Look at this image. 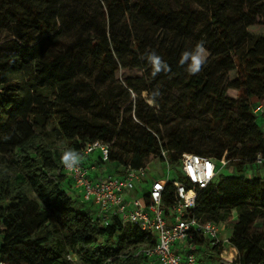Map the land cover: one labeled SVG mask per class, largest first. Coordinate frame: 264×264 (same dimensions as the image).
<instances>
[{"label":"trees","instance_id":"trees-1","mask_svg":"<svg viewBox=\"0 0 264 264\" xmlns=\"http://www.w3.org/2000/svg\"><path fill=\"white\" fill-rule=\"evenodd\" d=\"M63 1L0 0V264H73L69 254L84 264H159L136 257L156 244L153 235L132 225L125 230L118 218L103 226L92 208L71 196L60 146L79 157L96 142L110 145L108 161H97L124 171L164 163V150L174 178L185 153L226 158L237 176L218 184L219 174L200 191L193 213L205 223L227 224L238 257L226 262L223 245L200 236L188 242L198 254L208 245L217 264H264V178L243 175L258 166L259 155L264 159V131L254 113L264 102V0H186L197 10L175 8L177 0H138L134 7L131 0H91L96 8L82 4L68 28L79 24L89 34L81 32L71 44L58 39ZM201 18L209 22L211 44L203 47L211 56L193 74L191 60L180 64L184 52L176 41ZM152 53L167 65L155 75ZM134 69L142 72L137 83L129 74ZM227 72L233 80L224 84ZM120 76L128 86L122 100L107 88L81 95L74 86L79 77L106 85ZM175 85L186 100L169 105L163 88ZM131 91L137 100L128 105ZM197 97L208 100L205 113L213 124L202 136L176 123V116L195 113ZM174 202L169 183L166 213ZM110 240L115 244L106 246Z\"/></svg>","mask_w":264,"mask_h":264},{"label":"built area","instance_id":"built-area-1","mask_svg":"<svg viewBox=\"0 0 264 264\" xmlns=\"http://www.w3.org/2000/svg\"><path fill=\"white\" fill-rule=\"evenodd\" d=\"M256 115H264V102L255 108ZM110 145L96 142L88 146L82 156H70L63 163L64 170L71 178L73 187L82 200V204L91 205L96 210V218L103 226H108L113 218H118L126 230L129 225L154 236L156 244L143 249L136 257L144 255L155 259L159 264H207L199 261L198 247L189 244V239L200 236L212 246L223 245V254L230 245L229 239L221 238L220 224L205 223L197 218L193 211L197 206L201 190L207 189L218 178L221 169L228 161L202 157L185 153L176 177L172 170L167 152L162 150L164 163L168 168L165 178H148L151 162L140 169H126L123 174H108L93 179L88 159L95 156L96 161H108ZM256 164L262 166L264 159L258 156ZM151 180L150 188L148 181ZM172 183L175 187V202L169 213L165 212L163 197L166 186ZM143 195L140 198V195ZM147 195V197H146ZM237 253V249H233ZM238 255V254H237ZM233 260H227L233 263ZM68 260L79 264V258L68 255Z\"/></svg>","mask_w":264,"mask_h":264},{"label":"rangeland","instance_id":"rangeland-1","mask_svg":"<svg viewBox=\"0 0 264 264\" xmlns=\"http://www.w3.org/2000/svg\"><path fill=\"white\" fill-rule=\"evenodd\" d=\"M137 1L138 0H131L132 7H134L136 5ZM82 4H84L85 7L87 9H90V10H93L94 8H96L95 4L91 0H88L86 2L82 1V0H64L63 1V3L61 4L60 13H59V22H60V30L61 31H60V34L58 35V39H64L68 44H71V43L75 42L76 37L81 32L85 33L81 29L78 30L79 24L77 25V27H74L72 30L68 29L69 27L74 25L75 17L83 12ZM179 4H184L186 7H191L194 10H197L198 8H200L197 5V3H192V2L190 3L186 0L175 1L174 7L177 8L179 6ZM62 20H70V23H68V25L67 24L65 25V23L62 22ZM209 28H210L209 22L206 19L201 18V19L197 20L195 24H192L191 27L185 32V34L183 36L179 37V39L176 41V44L178 45L179 49L182 52L195 53L196 45L199 42L202 41L203 45L204 44H208V45L211 44L209 39L206 38V33L208 32ZM88 34L89 33H85V35H88ZM210 56H211L210 52H208L206 50V56H205L204 62ZM129 74H131V77L134 79V83H137L139 80L136 78H139L140 76H142V72L139 71L138 69L132 70ZM222 80H223L224 84H226L227 82L232 81L233 77L231 74H229L227 72L226 75L222 77ZM74 86H75L76 90L79 91V93L81 95L85 94V93H83L84 90H87L88 92H92L95 90L107 88V92L110 94H113L114 96H117V98L119 100H122L126 97V94L124 93L123 90H128L127 83L123 81V78L121 76L118 80H115L114 82H111V84H106V85L101 84L96 79H84L82 77H79L75 80ZM163 90H164V92L168 98L167 101H168L169 105L172 103H175V102L184 103L186 100L185 92H184L183 88H181V87H177L175 85V86H170L168 88H163ZM229 94L231 96H236V97H238L240 95L239 91H234V90H230ZM143 98L145 99V101L150 106H154V103L151 100H149L148 95L146 93L143 94ZM136 100H137V95L131 91V99L129 100V103H127V104L129 105L131 102H135ZM196 103H197V107H196L195 113L191 114L190 118H187V119L180 117V116H176V118H177L176 123H177V125L180 126L181 130H184L188 126H193L194 128L197 129L198 135L202 136L204 133L207 134L208 132H210L211 128H213V124L210 121L211 120L210 117L205 113L206 108L208 106V100L206 98L197 97ZM156 110L159 111L158 108H156ZM257 122L260 125V127L262 128V130L264 131V115H262V113L257 115ZM219 129H220V127H217V130H219ZM60 150L63 152L64 155L66 153H69L66 146L61 145ZM101 169H102V175H101V177H102V176H106L108 174H116L115 171L119 170L120 166L118 164H115V163H106L105 165H103V168L101 167ZM174 170L176 171V168L172 169V174H171L172 178H174V176H175ZM148 171H149L148 178H153L154 176H156L157 178H165V176H167L168 168H167L166 164L161 162L160 160H154L151 162V165L149 166ZM91 175H92V177H95L96 172L95 171L91 172ZM243 175L247 179H251V178H255V177L264 178V165L261 167L256 166V165H251L250 167L246 168ZM233 176H237V170H236L235 166H226L225 168L221 169L220 176L217 180V183L219 184L221 182L222 178H229V177H233ZM71 196L75 200H77V204H79V203L82 204V200L80 199V197L78 195L74 194V196H73V194H72ZM142 196L143 195L141 194L139 197L142 198ZM88 207L91 208V205H88ZM92 214L94 217H96V215H97L96 210H93ZM220 228L222 230L221 231V238L222 239L231 238L233 231L227 224H220ZM115 242H116V240H110L108 243L106 242L105 245L111 246V245H114ZM202 247L208 248V245H204ZM232 247L234 248L233 245H232ZM233 248H231V251L234 253ZM200 250L203 251L204 249L203 250L200 249ZM207 250H210V253H208L205 256V259L207 261H210L211 264H217V256H216L215 252L211 251L210 248H208ZM227 251L228 250H226L225 252H227ZM223 256H224L223 258H225L227 260H233L234 259V258L233 259L227 258V256H225V254H223ZM225 259H223V260H225ZM226 262H228V261H226ZM79 264H84V263L82 261H80Z\"/></svg>","mask_w":264,"mask_h":264},{"label":"clouds","instance_id":"clouds-1","mask_svg":"<svg viewBox=\"0 0 264 264\" xmlns=\"http://www.w3.org/2000/svg\"><path fill=\"white\" fill-rule=\"evenodd\" d=\"M206 56V50L203 47V42H199L196 45L195 53L190 52H184L182 55V58L180 60V64L183 65L185 62L191 60V63L189 64L188 71L190 73H198L201 70V65L204 63ZM149 61L153 66V75L161 71L162 67L166 68L167 65L164 64L162 59L157 56L155 53H152L149 55ZM72 153H66L65 159L67 160L69 156H72Z\"/></svg>","mask_w":264,"mask_h":264},{"label":"crops","instance_id":"crops-1","mask_svg":"<svg viewBox=\"0 0 264 264\" xmlns=\"http://www.w3.org/2000/svg\"><path fill=\"white\" fill-rule=\"evenodd\" d=\"M88 163H89V165L90 166H93V170L96 172V176L95 177H93V179H95V178H98V177H100L101 175H102V169H101V167L103 168V165H105V164H100L98 161H96V158H95V156H91L88 160ZM124 170L122 169V168H120L119 170H116L115 172L116 173H118V174H123L124 172H123ZM104 173V172H103ZM149 183H148V188H150V184H151V180H149L148 181ZM69 189H70V194L72 195L73 194V196H74V194L75 195H78V193H77V191L74 189V187L73 186H71V188L69 187ZM196 247V246H195ZM227 248H229V249H231V248H233L232 247V245L230 244L229 246H227L226 247V250H227ZM198 249V248H197ZM204 249V250H203ZM203 251L204 252H199L200 254V258H203V261H205L206 263H208V264H211L210 263V261H207L206 259H205V257H203V254L206 252V249H205V247H203ZM234 249V248H233ZM232 252V251H231ZM238 251H237V253L234 251V258L235 257H238Z\"/></svg>","mask_w":264,"mask_h":264}]
</instances>
